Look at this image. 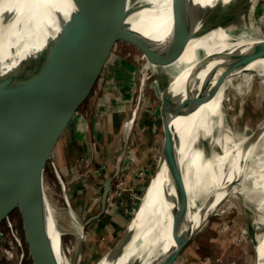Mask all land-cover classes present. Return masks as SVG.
Here are the masks:
<instances>
[{"label": "bare ground", "instance_id": "1", "mask_svg": "<svg viewBox=\"0 0 264 264\" xmlns=\"http://www.w3.org/2000/svg\"><path fill=\"white\" fill-rule=\"evenodd\" d=\"M201 1V5L187 7L175 6L173 0H127L116 4L125 25L140 31L145 45L163 47L160 50L164 62L157 61L155 55L158 50L145 52L147 64L154 71L172 73L167 85L157 81L161 97L166 89L177 95L186 92L187 82L193 86L186 94L181 114L173 121L181 144L175 142L171 132L168 138L164 137L161 151L164 153L141 199L140 208L132 218L135 220V231L131 240L115 261L106 262L109 250L96 264H128L149 245L159 241L167 250L174 242L170 221L173 211L189 212L196 225L200 222L204 224L212 213L225 211L227 206H220V203L229 195H242L248 204L256 206L259 216L254 218V223L263 235L256 237L259 245L255 263L264 264V116L241 133L234 125L236 114L233 117L228 112L234 108L230 103L231 89L242 93L239 116L248 104L243 99L262 98L264 94V53L261 52L262 56L259 54L264 38L258 35L259 28L249 22L258 0ZM69 8L68 0H0L1 69L10 68L41 49L50 31L57 28L53 11L67 13ZM233 50L240 51L225 68L219 90L196 107L198 99L208 90L219 60ZM258 54L260 56L257 57ZM7 58L13 61L7 63ZM247 59L254 61L248 63ZM240 61L245 62L241 64ZM91 66L86 79L92 78L103 67L100 62H93ZM256 76L262 77L259 81L262 87L258 91H254L251 85ZM136 114L137 108L124 126L126 134ZM199 142L204 145L203 151L195 152ZM168 157L170 163H178L172 172L168 169ZM179 171L182 173L177 184H169L170 175ZM45 172L41 181L53 224L70 258L66 259V263L73 264L70 254L73 248L65 245L64 228L59 225L45 187ZM234 181L237 182L230 186ZM202 194L199 205L195 204ZM179 195H187L188 200L184 203L178 201ZM70 211L77 222V231L81 232L85 223L76 211Z\"/></svg>", "mask_w": 264, "mask_h": 264}, {"label": "rangeland", "instance_id": "2", "mask_svg": "<svg viewBox=\"0 0 264 264\" xmlns=\"http://www.w3.org/2000/svg\"><path fill=\"white\" fill-rule=\"evenodd\" d=\"M253 10L249 22L264 38V0H258ZM145 52L135 37L112 43L102 69L74 106V116L56 135L50 155L43 159L45 187L64 228L65 245L73 248V264H96L114 246L139 210L159 165L164 107L157 84L160 75L148 66ZM260 80L256 76L252 81L254 91L262 87ZM229 93L234 108L228 112L233 117L236 114L234 125L245 133L264 116V94L243 99L248 104L239 116L242 93L236 89ZM136 108L126 134L124 126ZM168 122L167 118L166 126ZM108 179L112 184L106 211L77 231L70 210L83 222L98 213ZM223 205L225 211L208 216L173 264H256L254 237L263 235L254 223L259 216L256 206L242 195H229ZM0 224V264H34L35 237L28 212L18 199L8 216L0 214Z\"/></svg>", "mask_w": 264, "mask_h": 264}, {"label": "water", "instance_id": "3", "mask_svg": "<svg viewBox=\"0 0 264 264\" xmlns=\"http://www.w3.org/2000/svg\"><path fill=\"white\" fill-rule=\"evenodd\" d=\"M118 1L127 0H68L70 8L67 13L53 11L57 28L50 31L41 49L20 59L10 68L0 67V214L8 216L17 199L26 208L35 237L33 247L35 264L42 261L45 264H67L66 259L69 260L58 230L54 227L47 194L43 189L41 181L44 172L43 159L50 155L56 135L72 116L74 106L97 77L99 72L86 79L91 65L93 62H100L103 65L112 43L121 37L137 38L145 51H159L155 55L157 61L165 60L160 50L163 47L153 45L148 47L149 45L143 43L140 31L125 25L122 15L117 11ZM201 2L173 0L174 5L178 7L201 5ZM259 50L260 55L261 52L264 53V44ZM236 51L223 55L219 60L208 90L198 99L196 107L219 90L224 80L225 68L240 50ZM259 54L256 56H260ZM5 60L7 63L13 61L8 58ZM251 61L254 59L247 62ZM243 62L245 61H240L241 64ZM158 73L161 85H167L172 73L166 70ZM192 86L191 82H187L186 92L177 95L165 88L162 96L164 135L168 138L171 132L179 145L181 140L173 121L181 114L186 94ZM167 118L169 123L166 126ZM198 144L195 152L203 151V144L200 142ZM173 163L169 162L168 157L167 165L170 172L177 168L178 163ZM181 173L180 171L172 173L169 184L175 186ZM111 184L112 180L108 179L103 189L100 210L84 221L85 227L106 211ZM202 198L203 194L195 204L199 205ZM177 200L184 203L188 197L179 195ZM170 218L174 238L170 247L164 250V244L160 243L162 241L152 243L128 264H143L145 261L146 264L175 262L202 223L196 225L189 212L183 214L180 211H173ZM134 221V219L130 221L110 249L106 262L115 261L127 246L135 231ZM254 240L258 246L259 241L255 237Z\"/></svg>", "mask_w": 264, "mask_h": 264}]
</instances>
